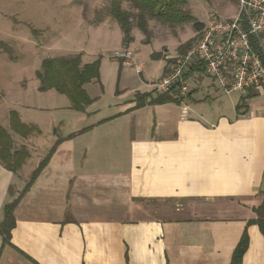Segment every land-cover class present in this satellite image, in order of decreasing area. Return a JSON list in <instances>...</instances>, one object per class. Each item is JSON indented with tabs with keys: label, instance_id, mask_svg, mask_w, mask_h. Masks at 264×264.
Segmentation results:
<instances>
[{
	"label": "crops",
	"instance_id": "0c3cea01",
	"mask_svg": "<svg viewBox=\"0 0 264 264\" xmlns=\"http://www.w3.org/2000/svg\"><path fill=\"white\" fill-rule=\"evenodd\" d=\"M164 72L165 62L158 80ZM191 79L179 103L137 107L136 92L158 93L135 85L108 105L93 95L83 112L52 107L65 112L47 124L46 108L22 101L34 129L12 136L28 152L20 168L0 164V221L59 141L18 199L10 243L0 235V264H229L245 227L242 264H264V238L247 225L264 201V87L225 115L219 87L203 72Z\"/></svg>",
	"mask_w": 264,
	"mask_h": 264
},
{
	"label": "rangeland",
	"instance_id": "374dc122",
	"mask_svg": "<svg viewBox=\"0 0 264 264\" xmlns=\"http://www.w3.org/2000/svg\"><path fill=\"white\" fill-rule=\"evenodd\" d=\"M122 6L132 14V41L126 47L119 25L109 15V0H0V124L8 126L9 111L23 112L19 106L22 101L46 108L38 115L44 124L47 118L65 112L48 110L64 102L68 105L65 95L54 89L37 91L40 81L35 72L45 58L80 54L82 63H90L100 57L99 82L91 81L84 89L93 101V95L97 96L96 106L108 105L116 101L118 92L126 96L131 91H121L123 88L139 85L136 89H154L166 63L165 54L180 53V49L191 46L200 31L192 23L168 24L148 19V33L144 34L136 26V9L127 2ZM185 9L204 26L216 18L235 17L239 4L235 0H186ZM123 48H129L136 62L142 64L141 74L134 66L121 65L115 57ZM239 94L222 93V113L228 115V102L238 100ZM9 132L16 138V133ZM25 170L26 167L20 174Z\"/></svg>",
	"mask_w": 264,
	"mask_h": 264
},
{
	"label": "trees",
	"instance_id": "16d2710c",
	"mask_svg": "<svg viewBox=\"0 0 264 264\" xmlns=\"http://www.w3.org/2000/svg\"><path fill=\"white\" fill-rule=\"evenodd\" d=\"M124 2L129 3L136 9V26L144 34L148 33V19H154L160 23L168 24L192 23L197 31L201 30L203 27V23L196 21L185 9L186 0H109V15L117 22L123 33L122 42L124 47L132 41V14L128 9L122 6ZM250 41L253 42V39L250 38ZM187 48L189 47L187 46L182 50L180 49L179 52L183 53ZM152 55L163 58L160 53H153ZM99 66L100 57L90 63H82L80 54L67 57L45 58L41 61L40 69L35 72V76L40 81L38 90L43 92L54 89L56 92L65 95L69 99L71 109L83 112L93 101L85 91L84 85L91 81L99 82ZM194 71L202 72L203 70L201 66H192L186 74V77L192 75ZM173 89V92L176 93L175 91L177 90L175 87H173ZM256 90V88L251 87L244 96L239 98L235 106L237 113H240V110L246 107V99L257 95ZM187 95H189V93ZM183 98L182 96H173L170 94H157L156 96H152L150 93L142 94L136 92L134 101L137 107H140L145 104H160L165 102L179 103ZM8 120L10 130L21 137H26L34 129L32 125L21 122L19 115L14 110L9 111ZM58 141L59 140L53 144L47 154L38 163L19 195L12 201L3 205L2 218L0 221V235L2 236L3 244L10 243V232L15 225L14 209L18 203V199L45 166ZM27 155L28 152L24 146L17 149L13 148L12 137L9 130L0 125V164L8 170L16 172ZM253 210L257 214V217L248 220L247 225L256 224L264 238V201ZM247 246L248 235L245 227L232 251L229 264H242V258Z\"/></svg>",
	"mask_w": 264,
	"mask_h": 264
},
{
	"label": "built area",
	"instance_id": "2783aa9c",
	"mask_svg": "<svg viewBox=\"0 0 264 264\" xmlns=\"http://www.w3.org/2000/svg\"><path fill=\"white\" fill-rule=\"evenodd\" d=\"M237 1L239 11L235 17L211 20L185 52L165 54V72L154 85L158 94L186 96L191 78L199 74L194 71L186 77L195 65L201 66L203 74L226 94L244 95L251 87H264V0ZM115 57L121 65L142 72V64L136 62L129 48L117 51Z\"/></svg>",
	"mask_w": 264,
	"mask_h": 264
}]
</instances>
